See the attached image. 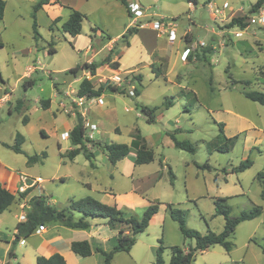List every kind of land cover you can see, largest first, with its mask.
Returning <instances> with one entry per match:
<instances>
[{"label":"rangeland","instance_id":"1","mask_svg":"<svg viewBox=\"0 0 264 264\" xmlns=\"http://www.w3.org/2000/svg\"><path fill=\"white\" fill-rule=\"evenodd\" d=\"M131 1H138L145 15L132 26L143 24L145 28L128 38L129 47L120 40L110 51L107 48L100 51L107 43L106 36L117 37L133 19L117 0L104 11L86 16L82 36L74 44L57 24L49 32L38 29L40 35L32 38L31 21L25 13L14 23L11 12L5 17V26L0 23V98L5 87L10 96L7 101L0 100V141L12 145L16 134L25 138L21 145L23 154H16L0 143V183L2 179L7 182L13 175L15 179L16 174L25 176L29 183L41 178L42 183L32 187L31 195L43 196L52 208H67L69 200L89 196L104 204H116L124 218L135 220L141 219L150 203H161L146 230L136 237L131 250L115 253L110 264H154L155 250L160 245L164 248V264H168L170 247L187 249L194 245V240L184 238L177 223L170 219L167 204L183 210L186 227L200 234L220 233L223 229L224 220L215 215L213 198H228L233 217L253 206H261L260 216L240 223L228 238L232 244L229 252L214 245L197 254L193 264H264V202L256 179L259 172L264 173V105L242 95L243 91L264 93V77L261 76L264 25L251 23L264 12V4L253 9L257 0H196V5L187 0ZM232 18H242L244 27L228 28ZM160 19L161 28L156 30L152 23ZM168 23L176 33L173 41L168 39ZM93 28L100 29L97 30L99 35ZM238 32L240 36H236ZM89 37L93 51L84 54ZM51 42L55 48L53 54L47 52ZM186 48L191 50L184 57ZM112 51L120 60L119 64L114 63L118 64L122 76L127 70H136L130 72L129 81L138 90V96L130 97L122 89L113 93L104 82V78L114 72L106 63ZM90 57L103 69L100 74L95 73L90 82L95 88L103 86L105 90L102 105H97L95 100L85 103L87 112L82 115L83 123L95 121L98 130L90 131L84 126V137L94 143L130 145L139 132L153 152L151 163L134 165V152H131L112 165L90 142H86V147L94 155L91 160L81 151L72 160L67 156L75 147L69 139H61L60 134L63 128L76 124V117L64 109L69 110L70 101L77 100L79 81L84 77L78 72L81 78L76 76L78 81L74 82L69 70L82 66ZM31 64L41 69L32 76V85L25 89L23 84L29 80L17 83V79ZM156 68L161 70L158 77ZM245 81L250 84H243ZM57 88L68 95L63 101L64 109H59L56 103L49 110L34 104L37 98L52 99ZM166 99L173 101L167 110L163 106ZM17 100L24 103L23 107L31 108V122L27 126L22 122L27 117L24 108L20 112L14 110ZM142 107L159 108L154 113V123L147 122ZM81 112L79 108L74 113ZM219 123L224 125L226 138L237 137L228 152L215 150L224 142L223 138H218ZM38 128H42L44 134ZM170 134L179 141L193 144L195 153L175 149ZM42 152L46 154L43 163L27 165L26 156ZM247 158L252 161L250 168L231 173L233 167ZM205 163L210 170L198 167ZM168 168L174 175L172 185ZM13 194L18 207L15 204L11 207L10 223H15L14 215L29 209L31 197L29 194L20 199L18 192ZM19 205L23 206L22 210ZM93 221L89 231L60 226V230L66 231L67 239L88 240L92 249L91 256L82 258L61 245L59 253L67 264H102L104 258L96 249L109 252L116 245L117 231L110 230L103 220ZM10 223L0 241V262L36 264L37 256L48 257L53 253L46 234L34 233L23 239V244L19 242L14 246L15 259L8 257L13 238ZM51 225L44 228L48 230ZM92 230L99 233V237L94 236ZM88 234L94 239H89Z\"/></svg>","mask_w":264,"mask_h":264},{"label":"trees","instance_id":"2","mask_svg":"<svg viewBox=\"0 0 264 264\" xmlns=\"http://www.w3.org/2000/svg\"><path fill=\"white\" fill-rule=\"evenodd\" d=\"M127 10L128 12V2L126 0H118ZM188 3L192 5H196V0H187ZM49 4V0H38V2L33 6L32 10V31L34 34V38L37 39L38 31L37 24L35 19V13L41 9L44 5ZM264 4V0H257L253 9L259 8ZM5 3L0 0V21L3 18ZM69 9L68 18L61 24V30L63 33L68 34L71 37H75L81 33L82 22L86 19V16L72 8ZM129 14V12H128ZM60 20L59 18L53 20L52 25H56ZM141 24H137L136 26L128 27L125 33L122 35L121 39L128 46V38L132 35L136 34L138 27ZM244 27L242 18H232L228 24V28H233L234 26ZM51 29V27H50ZM97 29L93 28V32H96ZM48 53H55L54 43L51 42L48 45ZM110 58L106 59V63L111 64L113 69L118 68L117 63H110ZM97 65L94 63H90L87 65L86 63L80 67H75L69 70V73L72 75H76L80 70H89L91 75L96 73ZM161 75V70L156 68V76ZM261 76L264 77V71H261ZM139 79V77L137 78ZM0 81L2 82V78L0 75ZM245 85H249L248 81L242 82ZM32 82H24L23 86L26 89L31 86ZM105 88L103 86H98L95 88L92 83L86 79H83L76 91L77 97H87V98H96L100 97L104 92ZM109 90L113 93H116L119 89L114 86H109ZM135 90V95L138 96L139 92ZM242 95L244 98L256 102L260 105H264V93L260 91H243ZM49 104V100H44L41 102L40 106L42 109H47ZM173 105L172 99H166L164 102V108L167 110ZM22 107V102H17L15 106V110L20 112ZM158 107L148 108L142 107V113L147 117L148 123L155 122V112L158 110ZM23 124L26 123V117L22 120ZM83 117L80 113L76 114V124L71 129L69 134V139L71 144L75 147L68 151L67 156L69 159H74L79 152H83L85 157L88 160L94 158L93 153H91L87 147L86 142H90L92 146L96 147L102 153L105 154L108 161L115 165L120 160L126 158L130 155L131 152H134V157L132 162L134 165H147L154 160L153 152L150 148L147 147L145 140L140 136L139 132L135 133L134 138L130 145L126 144H116V143H106V142H91V140H86L84 137V123ZM223 124H218L219 134L218 138L221 137L224 139V142L216 146L217 151L228 152L230 147L233 145L237 137L226 138L223 134ZM170 139L173 143L175 149L189 152L191 154L195 153V147L188 141H179L177 140L173 134H170ZM4 147L12 150L16 154H23L21 149V145L23 144V136L20 134L15 135V142L12 145H8L6 143L0 142ZM134 149V151H132ZM27 165H32L36 163H42V161L46 158L45 152L36 155H28ZM252 166V161L247 158L244 161L240 162L238 166L233 167L231 169V173H241L246 169ZM202 170H210V166L205 163L201 166H198ZM168 175L170 184H173L174 175L170 168H168ZM257 181L261 185V193L260 198L264 202V173L259 172L256 175ZM31 192V188L19 192L17 196L20 199H23ZM228 198H213L214 212L215 215L221 216L224 220L223 229L220 233H213L208 231L206 234H200L195 230L188 229L186 227V214L183 210L176 208L172 205H165L168 210V214L171 220L177 223L178 229L181 235L187 239H193L194 245L188 247L187 249L172 246L170 247V259L168 264H193L195 261V257L197 254L204 252L211 246L219 245L223 247L227 252L230 251L232 244L228 240V238L233 235L236 227L245 221H250L262 213L261 206H253L248 211L241 212L238 216L233 217L230 215V207L227 204ZM16 200V195L10 193L7 189H5L0 183V215L6 211ZM29 209L25 213L24 221H19L15 226V234L12 240L11 248L8 251V257L14 259V246L19 243L21 240L31 236L38 230L39 227H45L46 225L58 224L61 227H65L68 229H80V230H88L91 225V221L93 220H103L105 221V225L110 229L117 231V239L116 245L109 251L105 252L99 248L96 249L103 258L104 261L102 264H110L113 255L118 252L128 253L131 248L136 243V237L142 234L146 228L148 227L152 218L157 214L159 205L161 203H150L146 210L143 212L140 220H135L134 218H124L123 213L120 209L117 208L116 205H107L104 204L92 197H83L76 200H69V205L67 208L57 209L50 207L46 202L43 196H32L28 200ZM163 246L160 245L155 250V262L154 264H164L162 259ZM70 251L78 255L82 258H87L91 256L92 249L88 241H73L70 244ZM264 253V250H262ZM36 264H67L66 260L59 253H54L48 257L45 256H37L35 259Z\"/></svg>","mask_w":264,"mask_h":264},{"label":"crops","instance_id":"3","mask_svg":"<svg viewBox=\"0 0 264 264\" xmlns=\"http://www.w3.org/2000/svg\"><path fill=\"white\" fill-rule=\"evenodd\" d=\"M2 1H4V3H5V7H4V13H3V18H2V20L0 21V23H1V25H4L5 26V17H6V15L7 14H10L11 12H12V14H13V19H12V22H14V23H16L18 20H19V18H20V14H23V13H25V14H27L28 16H29V19H30V21H31V34H32V38H34V34H33V31H32V23H33V19H32V10H33V6L38 2V0H2ZM118 1V0H117ZM127 2H128V4L129 3H139L138 1H131V0H126ZM113 2H115V0H49V4H47V5H44L41 9H39L36 13H35V19H36V24H37V31H38V29H40V28H43V29H46L48 32L49 31H51L52 30V28L50 29V27H52L53 25H52V22H53V20H55V19H57V18H59V22L58 23H56L57 25H59V26H61V24L68 18V16H69V9L68 8H72L73 10H76V11H78V12H80V13H82V14H84L85 16H88V14H90V13H93V12H95V11H97V12H102V11H104L105 9H107V8H109V6L113 3ZM119 2V1H118ZM120 3V2H119ZM190 4V3H189ZM123 6V5H122ZM124 7V6H123ZM125 8V7H124ZM125 10H126V8H125ZM146 10V9H145ZM63 12H65V13H63ZM126 12H127V10H126ZM63 14H65V15H63ZM127 14H128V12H127ZM128 15H130V14H128ZM143 16H145L144 15V11H143ZM155 22H158V23H160L161 24V22H163L161 19H160V21H153V23H155ZM135 24V22L133 21V20H131L129 23H127V25H125V28H124V30L119 34V35H117V37H114V38H111V37H109V36H106V39H107V43H106V45L105 46H103L101 49H100V51L101 50H103V48H107V50L108 51H110L111 50V48H113V45H116L117 44V41H120V40H122L121 39V37H122V33L124 32V31H126V29L128 28V27H132V25H134ZM170 23H168V25H169ZM169 27V26H168ZM173 27V25L172 24H170V27H169V29H173L172 28ZM5 27H3V29H4ZM143 28H145V25H143V24H141L140 25V27H138V30H137V32H136V34H134V35H132V36H136L137 34H139V32L143 29ZM94 29H97V30H100L99 28H94ZM5 30V29H4ZM56 30H58V29H56ZM81 31H82V29H81ZM96 33V35H99V31H96L95 32ZM125 33V32H124ZM123 33V34H124ZM64 34H66V33H64ZM38 35H40L39 34V32H38ZM66 35H68V34H66ZM121 35V37H120V39L118 38V36H120ZM0 36H1V34H0ZM69 36V35H68ZM81 33L79 34V35H76L75 37H71V36H69L70 37V39H71V41H72V43L74 44V42L75 41H77L78 39H80L81 38ZM131 36V37H132ZM35 39V38H34ZM92 40L90 39V37L87 39V46L83 49V53L84 54H86V53H88V52H90V51H93V46H92V42H91ZM97 45H99V44H97ZM127 46V45H126ZM128 47H129V41H128ZM247 47H249L248 46V44H247ZM77 50H79V52H82V50L81 49H77ZM114 51V50H113ZM112 51V56H111V59H110V61L112 62H114V61H117V63H118V61H120L119 60V58L117 57V55H115L114 56V52ZM47 52H48V46H47ZM85 63H94V64H96L95 62H93V60L91 59V57L85 62ZM84 63V64H85ZM119 64V63H118ZM97 65V64H96ZM98 67H97V69H96V74L98 73V74H100L101 72H102V70L103 69H101V67H100V65H97ZM40 69L41 68H38V66H36V64H31L30 66L28 65V66H26V68H25V71L23 72V74L17 79V83L18 82H23L24 80H29V81H31V79H32V76L33 75H35L38 71H40ZM133 72V71H136L135 69H132V70H127L126 72ZM79 72H81L82 74L81 75H84L85 74V72H86V70H84V71H79ZM73 77H74V82H77L78 80H75V78H76V76H79V74L77 73L76 75H72ZM80 78H81V76H79V80H80ZM32 82V81H31ZM80 82L81 81H79V84H80ZM78 89V88H77ZM40 92H42V90H40ZM103 95V94H102ZM102 95L100 96L101 98H102ZM67 93L66 94H64V93H62V91L60 90V89H56V91H55V94H54V96L52 97V99L49 97L48 98V100H49V104H48V108L46 109V110H49L50 108H51V106H52V104L53 103H56L57 104V106H58V108L59 109H64L65 108V104H64V100L67 98ZM10 98V96H9V92H8V90H7V87H5L4 89H3V97H1L0 98V100L1 101H7L8 99ZM20 100H17V102H19ZM42 101H44V99H42V98H37L35 101H34V104H41V102ZM22 102V101H21ZM71 103H72V101H70ZM17 104V103H16ZM11 105V104H10ZM23 105H24V103L22 102V107H21V110L23 109L24 110V113L27 115V117H26V123L24 124V126H27L28 124H30V122H31V108L29 109V107H27V106H25V107H23ZM16 106V105H15ZM71 108V107H70ZM69 108V109H70ZM36 109L37 108H34V110L36 111ZM15 110V109H14ZM65 110V109H64ZM86 112H87V109L84 111V112H81V113H83V116H85V114H86ZM72 116H74V117H76V114L75 113H70ZM28 115H29V117H28ZM90 124H93V125H95L96 127H97V129H96V131L98 130V123L97 122H95V121H92V122H90ZM74 127V125L73 126H67V127H65V128H63V130L61 131V134L62 133H64V134H66L68 137H67V139H69V134H70V131H71V129ZM37 130H39L40 131V133L41 134H44V131H43V129L42 128H38ZM24 140H25V138H24V136H23V143H24ZM70 140V139H69ZM1 142V141H0ZM3 143V142H2ZM8 145H10V144H8ZM147 145V144H146ZM148 147V146H147ZM149 148V147H148ZM133 157H134V155H132ZM44 161V160H43ZM43 161H42V163H43ZM110 163V162H109ZM2 167L3 168H5V165H2ZM6 169V168H5ZM13 177H14V175L12 176V177H10V179H7V182H5L4 180L5 179H2L1 180V184H2V186L5 188V189H7L10 193H12L13 194V192L15 191V192H23V191H25V190H27V189H29V188H31V192L33 191V186H32V184L31 183H29V181L27 180V178L25 177V176H22L21 174H16L15 175V179H13ZM14 184H15V187H12V186H14ZM86 185H90L91 186V184H86ZM29 193L30 195L32 194V193ZM28 194V195H29ZM33 195H31V197H32ZM38 196V195H37ZM114 196V195H113ZM17 205V202H14L6 211H4L1 215H0V241L2 240V238H4L5 237V230L7 229V226H8V224L10 223L9 222V212H10V210H11V207L13 206V205ZM107 205H109V204H107ZM112 205H116V204H112ZM17 207H18V205H17ZM22 205L20 206L19 205V208H21L20 210H22ZM118 208V207H117ZM26 213V212H25ZM24 213V214H25ZM21 214H23L22 212H20L18 215H14V219H15V223H10L11 224V226H12V229H13V238H14V234H15V226H16V224L19 222V215H21ZM94 221H91V225H90V228H92V226H93V223ZM60 226L59 225H56V224H52L51 225V227L48 229V230H46L45 228H43V230H41V231H39V232H37V231H35V234H38V235H40V234H42V233H44V234H46V237H47V242L48 243H50V245H51V249H52V251H53V253L52 254H54V253H59L60 252V250H59V248H60V246L62 245V246H64V247H66L67 249L69 248V250H70V244H71V242H73L70 238H66V236H65V233H66V231L65 230H60ZM65 228V227H64ZM90 228L88 229V231L90 230ZM68 229V228H67ZM70 230H73V229H70ZM93 231H95V230H92V233H95V234H93L94 236L96 235V237H99L98 235H99V233H97V232H93ZM64 236H63V235ZM88 238L89 239H94V237L92 236V234L91 235H89L88 234ZM13 238H11V241L13 240ZM99 240V239H98ZM23 241V243H24V240H22ZM82 241V240H81ZM86 241H88V240H86ZM23 243H20V244H23ZM99 248V247H98ZM8 250V247L7 248H5V251H7ZM102 250V249H101ZM51 251V252H52ZM69 252V251H68ZM71 252V251H70ZM72 253V252H71ZM51 254V255H52ZM60 254V253H59ZM75 255V254H74ZM50 256V255H49ZM76 256H78V255H76ZM80 257V256H79ZM15 259V258H14ZM64 259H65V257H64ZM0 264H5V261L4 260H2L1 262H0ZM7 264H9V263H7Z\"/></svg>","mask_w":264,"mask_h":264},{"label":"built area","instance_id":"4","mask_svg":"<svg viewBox=\"0 0 264 264\" xmlns=\"http://www.w3.org/2000/svg\"><path fill=\"white\" fill-rule=\"evenodd\" d=\"M128 12H129L130 16L133 17L132 20L134 22L137 21L139 18L143 17L142 7L138 3H129L128 4ZM251 23H253V24L259 23L261 25H264V12L259 16V18L257 20L252 19ZM168 26L170 27V24ZM152 27L154 29H156V30H159L161 28V24L158 23V22H155V23H152ZM240 35H241V32L236 33V36H240ZM175 38H176L175 30L174 29H169L168 30V39L170 41H173V40H175ZM190 50L191 49L186 48L184 50L183 56L185 57L186 55H188V53H190ZM112 63H114V62H112ZM113 70H114V72L111 75H109L107 78L106 77L104 78V82H107L108 85L114 86L117 89H122L124 92L127 93L128 96L134 97L135 96L136 87L134 86V84H131L130 81H129V79L131 78L130 72H126L125 71L124 76H122V73H120L118 71V68L117 69H113ZM92 77H93V75H91L90 71L86 70V72L84 74V77L81 79V81L83 79H86V80L90 81V78H92ZM76 98H77L76 101L72 100L71 108L69 110H64V112H66L67 114H70L72 112L74 113L75 110L76 109L78 110L79 108H82V112H84L86 110V108L84 106H85V103L87 101H94L95 100L97 105H102L103 104V99L101 97L87 98V97L83 96V97H76ZM80 114H81V116L83 115V113H80ZM84 126H85V128H88L90 131H96V129H97V127L95 125L90 124L88 122H85ZM67 137L68 136L66 134H64V133L60 134V138L63 139V140L67 139ZM40 183H42V179L41 178H35L31 182L32 186H35V185L40 184ZM24 219H25V214L24 213L19 215V221H24ZM43 228L44 227H39L38 230H36V231L39 232V231L43 230ZM20 243H23V241L21 240Z\"/></svg>","mask_w":264,"mask_h":264}]
</instances>
